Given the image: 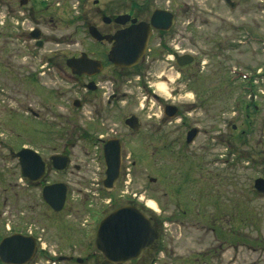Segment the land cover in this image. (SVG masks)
Instances as JSON below:
<instances>
[{"label": "rangeland", "instance_id": "obj_1", "mask_svg": "<svg viewBox=\"0 0 264 264\" xmlns=\"http://www.w3.org/2000/svg\"><path fill=\"white\" fill-rule=\"evenodd\" d=\"M177 1L188 4L190 12H181L177 19L176 47L163 49L160 60L143 61L140 72L122 80L108 72L104 90L115 92L114 112L102 125L89 119L90 105L77 118L73 101L82 85L64 65L68 57L94 49L85 19L90 17L77 22L75 0L50 2L57 5L30 24L40 22L46 41L35 51L38 55L26 56L27 42L17 39L19 30L7 43L0 38V60H10L0 70V132L12 138L6 141L0 135V142L32 146L47 161L58 153L71 158L65 171L51 169L46 177L45 182L68 185L64 211L56 213L43 205L42 186L25 184L19 169L11 172L10 157L2 155L0 199L7 200L3 218L41 237L50 260L39 264H69L54 259L69 255L92 264L87 248L98 223L128 200L143 203L149 215L162 218L160 239L169 252L157 264H264V194L254 187L264 177V0H237L235 8L222 0H210L208 6L204 0ZM207 8L219 9L221 15ZM206 20L225 28L207 32ZM19 51L24 53L17 56ZM174 52L191 54L194 62L181 67ZM19 60H30L29 72L40 85L25 82L28 71L15 73ZM41 60L44 72L37 75ZM248 73L262 76L253 82V95L244 89L243 75ZM42 88V95L33 93ZM55 90L65 93L59 102ZM168 101L181 113L165 122L162 110ZM140 112V129L132 134L122 118ZM3 123L10 126L4 125L5 130ZM193 127L200 133L188 144ZM113 133L123 135L124 161L119 185L108 192L102 148ZM4 143L0 154L8 152ZM10 182L18 194L16 211L9 205Z\"/></svg>", "mask_w": 264, "mask_h": 264}, {"label": "flooded vegetation", "instance_id": "obj_2", "mask_svg": "<svg viewBox=\"0 0 264 264\" xmlns=\"http://www.w3.org/2000/svg\"><path fill=\"white\" fill-rule=\"evenodd\" d=\"M55 0H0V38H3V42L5 41V43H7L10 39H15V35H13L14 33H16L17 30L20 31L21 34H19V36H17V39H19L21 41L22 44H25V42H27L26 46L28 47V52H26V56H30L33 55L35 53L36 50H40L42 48H44L45 46V39H44V34L43 31L41 30V28H39V24L40 22L38 21V23L36 24L35 27H31L30 28V24L33 23L34 19H36L37 17H39L38 15L44 16L46 17V14H48L51 11V6L55 4L57 5V2L55 3H50L53 2ZM215 1H221V0H215ZM225 2L226 5L230 6L231 8H235L238 6V1L237 0H222ZM245 1V0H244ZM205 4L208 6V2H210V0H204ZM50 6V7H49ZM216 6V5H214ZM75 7H76V12H77V22L80 23V20L82 19V17L85 16H89V20L86 19V24H88L87 30H88V34L92 40V45L94 46V49L92 47V50L90 51V53H87L85 51L80 53V56H82V54L86 53L88 56L87 57H91V59L96 60V61H100L101 62V71L97 72V73H83V74H77V73H73L72 69L68 66L67 61L71 58H79V55L76 56H72V57H68L66 60H64V65L67 68V71L70 73V75L74 76V78H76L77 80L81 81V85H82V90L80 92V94L78 95V97L74 98L73 101V106L77 109V118L81 117V114L83 113V110L85 109L84 107H86V105H90L92 107V116L91 118H89L90 120L92 119V121L94 120L95 123H98L99 125H102L105 123V121L107 120H112L113 119V112H114V108H112L114 106V101H112V99L114 98L113 96H115V92L113 91V93H108L107 91H105V85H104V80H106L108 77H110L108 72H111V74L113 73L112 76H114L115 80H122L124 79V77L126 78L127 76L131 75V73H136V72H140V69L142 67V63H144L143 61L146 60H160V55L162 50L164 49L166 52L171 51L170 49H172V47H176L175 46V35H174V29H175V24L177 22V19L180 15L181 12H186V14H188L190 12V6L188 4H185L184 2H180L178 3L177 0H75ZM55 12L57 11V8H54ZM206 10H208V12H212L214 15H221V11H219V9H209L207 8ZM156 11H162L164 12L162 15L163 16H167L168 14L165 13H171L172 15V26L168 29V30H164V29H157L155 27L152 26V24L150 23L152 21V17L154 15V13ZM207 12V16H209ZM128 15L130 17V19L123 24H119V22H117V18H119L120 16H125ZM43 18V17H42ZM39 19V20H42ZM48 19V17H47ZM133 19H137L136 23H146V24H150V35L148 37V42H147V47H146V51L143 53L144 55L142 56V58L140 59L141 62L133 68H122L119 66H115V64H113L110 59H109V53L111 52V49L113 47V43L109 42L107 39H105L104 37H108V36H113L114 34H116L117 32L127 29L129 28L131 25H133ZM46 19H44L45 21ZM166 19H162L161 21H159L161 24L165 23ZM53 22V20H51ZM93 27L96 30V33L99 34V36L103 37V39H98L97 37H93L91 36L89 29ZM204 28L205 30H207V32H210L211 30H214L216 32H220L222 31L223 28H225L223 25H213V24H209V21L206 20V24H204ZM38 37H37V36ZM208 38V34L206 36ZM33 43V44H32ZM31 44L34 45L33 47H31ZM20 53H18L17 56L21 55L22 53H24V51H19ZM36 55H38V53H35ZM176 54H179L178 52H174V60L175 63L177 62L176 59ZM165 55V54H164ZM179 55H185V54H179ZM16 57V56H14ZM22 57V56H21ZM52 60V59H51ZM6 62H9L10 60H0V70L1 68H6ZM13 61H18V60H13ZM30 60H19V62H21L22 64H20L19 66H14L13 68L15 69V73L21 74L24 71H28L25 74V82H29L32 85V82H37L39 85L41 84L36 76L32 73L29 72V67L28 66V62ZM44 60H41V63H38V67L35 69L37 71V75H40L44 72V70L42 68H44ZM12 63V62H10ZM95 70V69H93ZM238 75V74H237ZM264 75V73H263ZM243 80L246 81L245 82V89L251 91L250 95L252 93H255V86H253V82L256 80L257 76L255 73H248V74H244L243 75ZM242 76H237V78H241ZM262 77V76H261ZM92 86L93 88L89 87ZM42 87V86H41ZM38 91H40L39 93L33 92L37 95H42V93L45 92V90L42 89H38ZM58 90L53 91V94H55V97H57V101H61V99L64 97L65 93L60 95ZM108 93V95H107ZM77 95V94H76ZM107 95V96H106ZM153 97H155L157 100L161 101L162 96L157 94L156 90H152V94ZM253 95V94H252ZM110 104V106H109ZM175 106L174 103L168 101L165 102L164 104V108L162 110V119L163 121L166 122V120L168 118H170L171 120L173 118H176L177 115H179L181 112L179 111V108L177 107V113L175 114L174 117H169L168 115H166V110H167V106ZM144 109V106L143 108ZM171 109L169 108V111ZM26 112V111H25ZM27 113V112H26ZM144 113L140 112V115H136V114H131L130 116H126L124 118H122V122L124 123L125 127L128 128V130L131 131V133H135L137 130L139 131L140 129V125H141V119L143 118ZM155 115V114H154ZM135 116L138 119V128L137 129H132L130 127H128L126 121L130 118ZM152 117V116H150ZM170 120V122H171ZM79 121V120H77ZM3 122V121H2ZM1 122V123H2ZM4 125H6L5 123L2 124L3 128L6 130L7 127L10 126L6 125L7 127H5ZM4 134L1 130L0 135ZM83 136L88 138V139H93V136L90 135L87 131H83ZM2 138L5 139L6 141L12 139L9 138L8 136L3 137ZM123 138V135H121L120 133H113V135L111 137H109L107 140L104 141V146L105 144L111 140V139H117L119 140L120 144H121V149H122V164H121V172H120V177L122 176V172H123V144L121 139ZM103 142V140H102ZM4 143V142H2ZM0 142V145L2 144ZM5 149L8 150V152H4L3 154H0V162L3 160L2 159V155L3 157H10V161L13 162V170H11L12 173L16 172L18 169L21 172L22 177L24 178L23 181L25 184H31L32 187H36L37 185H41L42 186V192L41 193V198H42V203L45 207L52 209L47 203H45L44 199H43V189L46 185L48 184H54L53 183H49V182H45L46 181V177L48 175V171H50L51 169L54 170V172H61V171H65L70 163H71V158L70 156H68L67 154L64 153H58V154H54L50 156V160H45V158L43 157V154H41V152H39V150L37 149H32L35 150V152H37L43 162L45 163V176L44 178L40 181V182H32L31 180H29L27 177L23 176L22 173V168H21V161H20V157L18 156V152L21 151V149L23 150V148H31L30 146H27L25 144H21L20 146L17 143H12L10 142L9 144L4 143ZM103 146V148H104ZM102 148V149H103ZM56 155H66L69 157V165L65 170H57L54 165H53V161H52V157L56 156ZM103 157H104V149H103ZM6 159V158H5ZM0 167L2 168V166L0 165ZM79 167V166H77ZM2 169H0L1 172ZM0 175H2L0 173ZM118 178V181L116 183V186L114 187V189L119 185L120 179ZM1 182V179H0ZM17 182H15V185ZM56 183H63V182H56ZM66 184V183H65ZM104 184V183H103ZM67 185V184H66ZM14 184L12 182H10V186L9 189H12L10 194H11V198L12 201H10V206L11 208L13 207L15 209V211L17 210V206H18V194L17 191H14ZM5 190H8L7 187L4 188ZM33 189V188H32ZM67 189H68V185H67ZM114 189H112L111 191H114ZM106 190V189H104ZM108 191V190H106ZM108 191V192H111ZM67 197H68V192H67ZM3 199H0V250H1V245L4 239H6V237H12L15 235H21V241H27L24 242L22 244L21 247V256L24 255V253H26V250L28 249V240L32 241L35 247L34 252L32 253L31 257L28 259H25L23 256L22 257H18L17 256V248L8 250L9 251V256L11 257L13 262H6L5 260H3V258L1 257V253H0V264H39L38 260L40 261H44V259H46L47 261L50 260V257L48 254L49 251L46 250L45 246H42L41 241V237L36 235H33L32 232L28 231V230H24V229H18L15 226H12L13 223H15L14 220H12L11 218H3V214L4 212L1 211L2 210V205H5L7 203V200H5V197H2ZM67 201V200H66ZM14 205V206H13ZM66 205V204H65ZM125 205H131L134 206L136 208H138L139 210H141L142 212H144L147 216L148 219H150L152 225L157 229V231L159 232V237L156 238V240L153 242V244H151L149 247H147L146 249H144L143 254L136 260H131L128 262H125L123 264H157V261H159L161 259V257L165 256L168 254L169 250L164 248L162 239H160L161 237V232H162V218L158 216H154L155 214L153 212L150 211V209L148 210L149 212L152 213V215H149L147 213V211L145 210L146 208L144 207L143 203H139L136 200H128V202L126 204L117 206L115 209H112V211H110L109 213L113 212L114 210L118 209L121 206H125ZM148 205V204H147ZM65 208V207H64ZM64 208L62 211H64ZM53 210V209H52ZM61 212V211H60ZM108 213V214H109ZM14 214H16V212H14ZM12 215V214H11ZM10 215V217H12ZM107 215V214H106ZM154 217H156L154 219ZM103 219V218H102ZM101 222V221H100ZM99 222V223H100ZM98 223V226H99ZM98 226L96 227L95 235H94V239L93 241L88 243V248L87 250H89V255H90V259H91V263L92 264H112V263H108L106 262V260L102 257L101 253L97 250L96 246H95V239H96V234H97V229ZM90 246H93V248H91ZM90 247V248H89ZM163 247V248H162ZM15 254V255H14ZM57 257L54 258L55 260H58V262H68L73 263V262H77L78 264H84L83 262H85L87 260V258H85L84 260L82 258L79 259V257L74 258L73 255H69V256H55ZM54 260V261H55Z\"/></svg>", "mask_w": 264, "mask_h": 264}, {"label": "water", "instance_id": "obj_3", "mask_svg": "<svg viewBox=\"0 0 264 264\" xmlns=\"http://www.w3.org/2000/svg\"><path fill=\"white\" fill-rule=\"evenodd\" d=\"M164 12L156 11L150 22L157 29L168 30L172 26L171 13L163 16ZM130 17L128 15L117 18L119 24L126 23ZM166 19L161 24L159 21ZM133 25L129 28L121 30L113 36L104 37L109 42L114 41L113 47L109 53L110 61L122 68H133L141 62V58L146 51L148 37L150 33V24L143 22L136 23L137 19H133ZM91 36L103 39L96 33L95 28L89 29ZM37 36V35H36ZM38 37V36H37ZM86 53L79 58H71L67 61L68 66L73 73H97L101 71V62L87 57ZM177 64L186 66L194 62V57L191 54L179 55L176 54ZM95 69V70H93ZM93 86V85H92ZM91 85L89 87L93 88ZM169 108L171 109L169 111ZM177 107L167 106L166 115L169 117L175 116ZM128 127L132 129L138 128V119L133 116L126 121ZM199 133L198 128H192L187 133L186 141L188 144L193 143ZM121 144L117 139L109 140L104 146V161H105V179L104 188L111 191L116 186L120 177L122 164V149ZM21 161L23 176L27 177L32 182H40L45 176V163L41 156L32 148H23L18 152ZM69 157L66 155H56L52 157L53 165L57 170H65L69 165ZM155 181V179H153ZM255 189L264 194V178L259 177L254 183ZM67 185L65 183L48 184L43 189V199L54 211H61L67 200ZM159 237V232L152 225L148 216L138 208L125 205L121 206L113 212L109 213L101 220L96 234L95 246L101 253L102 257L108 263L123 264L125 262L138 259L144 252V249L149 247L156 238ZM21 235L6 237L1 245V257L3 260L13 262L9 256L11 249L17 248V256L28 259L35 250L32 241L28 240V249L21 256V247L24 242L21 241ZM15 255V254H14Z\"/></svg>", "mask_w": 264, "mask_h": 264}, {"label": "trees", "instance_id": "obj_4", "mask_svg": "<svg viewBox=\"0 0 264 264\" xmlns=\"http://www.w3.org/2000/svg\"><path fill=\"white\" fill-rule=\"evenodd\" d=\"M245 86V85H244ZM246 109L248 108V106L245 107Z\"/></svg>", "mask_w": 264, "mask_h": 264}]
</instances>
